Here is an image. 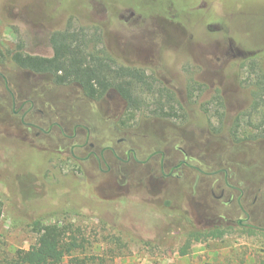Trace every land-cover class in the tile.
I'll return each instance as SVG.
<instances>
[{
    "label": "rangeland",
    "instance_id": "rangeland-1",
    "mask_svg": "<svg viewBox=\"0 0 264 264\" xmlns=\"http://www.w3.org/2000/svg\"><path fill=\"white\" fill-rule=\"evenodd\" d=\"M102 2L110 17L105 7L99 6ZM118 13L115 28L110 20L115 23ZM183 19L188 26L178 24ZM67 27H97L102 41L93 43L95 49L105 48L120 64L143 66L157 74L182 103L177 115L159 117L153 112L157 94L145 93L150 106L132 117L125 100L116 93L95 101L76 84L58 86L46 75L14 70L10 52L22 46L26 52L51 56V33ZM230 39L243 51L264 55V0H0V50L5 55L1 60L6 62L0 71L10 77L15 90L42 93L53 103L61 99L54 107L88 123L94 140L102 138L104 144H112L127 137L128 145L149 149L143 156L158 148L181 146L198 164L216 167L214 164L229 162L239 168L243 179L255 181L264 192V139L257 137L250 106L239 105L243 96L250 100L252 60L227 58L224 54L230 49ZM257 59L261 71L264 60ZM191 85L197 89L191 91ZM219 93L226 97V110L213 101ZM28 133L20 115L1 105L0 264H16L37 242L34 221L39 218L44 223L59 222L66 241L79 244L61 264H264L262 231L233 230L222 238L192 240L188 252L181 254L190 231L203 223L202 211L197 208L188 216L189 223L183 222L186 217L181 212L188 202L182 187L188 188V201L193 204L211 202L201 194L193 199L194 179L189 183L174 181L168 185V194L160 197L172 202L167 206L170 222L165 227V216L155 214L143 195L133 197L121 209L129 226L118 215L117 201L105 206V214L76 212L57 201H47L43 180L51 181L47 184L50 189L66 187L63 193L79 204L94 208L104 204L91 184L70 177L58 179L84 164L73 158L70 148L63 153L54 148L56 152L49 156L26 144L35 135ZM36 145L46 148L55 144L50 137H42ZM135 167L130 184L138 187L143 177L149 192L160 196L162 188L151 181L147 168ZM97 184L103 193V179ZM108 191L109 197L118 192L114 186Z\"/></svg>",
    "mask_w": 264,
    "mask_h": 264
},
{
    "label": "flooded vegetation",
    "instance_id": "flooded-vegetation-1",
    "mask_svg": "<svg viewBox=\"0 0 264 264\" xmlns=\"http://www.w3.org/2000/svg\"><path fill=\"white\" fill-rule=\"evenodd\" d=\"M99 6L105 7L106 13L108 14L105 2H102V4L99 3ZM120 9L118 10V12L120 11ZM125 11L130 12L131 15H134L135 13L130 9H125ZM118 17L119 13L117 14V21L115 23L111 22L110 20V23L114 25L115 28L119 20ZM126 19H129V17ZM172 23L174 24V22ZM178 24H185L186 26H188V23L186 24V21L184 19L183 21H179ZM83 28L87 29L86 27H80L72 30L81 33ZM94 28L95 29L90 28L89 30H86L90 31L91 34H96L95 41L91 42L93 48L92 50L99 51L102 54L103 52H107V55H109L113 59L114 63L119 66H131L143 70L147 75L156 78V86L165 85L166 87L171 89L175 93L176 98H178L175 90L172 87L163 84L160 78L154 72L149 73L145 67L138 65L136 66L135 64H120L115 56L111 54V52H109L107 49H95L93 43L101 42L102 34L97 27ZM209 28L210 25L209 23H207L206 29L209 30ZM66 29H70V27L58 29V31H65ZM53 32L51 33V35L53 34ZM123 33H125L124 35H126V38L129 39L128 32L125 31ZM233 45L234 42L232 39H230V49L224 54L227 56V58L229 57L230 59L233 58L240 61V58L243 57V59L252 60V62H250V65H252L253 67L249 70V72L251 73V75H253L254 78L252 89L250 90V100H248L246 96H243L239 101V105H246V107L250 106V115H254L256 117L255 122L258 132L257 137L264 139V68L261 71L260 69H258V66H260V60L257 59L260 56V59L262 58V60H264V55L260 52H246L243 51V49H241L240 47H235ZM18 50H21L30 55L53 57L54 48L53 55L51 56L26 52L24 51V48L22 46L9 53L10 60L14 63V70L19 72L25 70L27 72L36 73L39 75H46L44 73H38L33 70L20 67L13 59V55ZM2 57H5V55L0 50V66L6 64L3 59L1 60ZM258 72H261L260 76H258ZM228 76L229 78L233 77L232 74H228ZM227 80L229 79L227 78ZM52 83L55 84L54 82ZM78 86L81 88L80 85ZM195 89H197V85H191L190 90L193 91ZM152 91L157 92L156 89H153ZM149 92L150 91L147 92L145 90L140 92V98L144 101L140 110H143L150 106L151 103L144 97V94ZM110 93H116L122 99H124L118 91L112 89L107 92L104 97H106ZM157 95L160 98V95ZM223 95V93L217 94L213 101H215V103L218 104L221 109L224 107V109L226 110L227 102L226 97ZM163 97L164 98L162 99V101L163 103H165L166 107L172 106V104L167 101V96ZM157 99L156 101H153L152 104L156 107L158 105ZM2 100H4V102ZM93 100L96 101L98 99ZM60 102L61 99H58L55 101V103H53L42 93L33 95L25 90H21L18 92L12 87L10 77L3 71H0V107L1 105L11 107L13 115H20L21 124L28 129V136L33 134V132L35 134L31 140H26L27 143H24L32 146L38 151L48 152L49 156L51 153L56 152L54 148L59 149L57 150L58 153H63L67 148H70V153L72 154L73 158L84 164L75 166V170L70 171L69 174L58 177V179L62 177H70L71 179H74L79 183L87 182L91 184L95 189L98 199L102 200L104 204L99 208L91 207L89 204H79L63 193L67 192L66 187L59 188L54 186V189H50L47 184L51 181L43 180L45 184L44 199H46L47 201H57L62 207H67L68 209L75 210L76 212L86 211L87 214H90V211L105 214V206L108 203L117 201L115 203H117L116 206L118 208V215L121 217V219L123 218L128 224L126 218L121 214V209L133 197L137 195H143L145 202H147L149 205L154 206L155 214L165 216V227V225L168 226V223L170 222V219L168 218L170 210L167 206H172V202L169 198L162 199L160 197L166 196V194H168V185L174 183V181L189 183L194 179L191 189L193 199H196V196L201 194L205 198L210 197L211 202L196 201V203L193 204L191 201H188V188L186 186H183L182 188H184V190L186 191L185 200L186 202H188L186 203V206H183V211L181 212V216L186 217L183 218V222L185 221L187 223L189 220L188 216H191V212L193 211V209L197 208L199 212L202 211L203 218L201 221V223L203 222L202 225L198 226L197 229H200L203 232H210L212 230L219 229L224 233V236L233 230H244L249 232L253 230L264 232V192L262 191L261 186L259 187L255 181L243 179L238 171V167H234L229 162L219 165L214 164L216 167H208L204 164H198V161H196L197 159H195L187 149L181 146H175L174 149L158 148L148 152L146 156H143L145 151L149 149H140L133 145H128L129 140L127 137L118 139L117 143L104 144V140L102 138H97L95 140L93 139V130L88 123L77 121V118L75 116L66 114L61 109L54 107L53 104H57L58 106L60 105ZM125 102L128 111V103L126 100ZM156 107L153 112L157 116L167 117L162 115V113H160V110H156ZM178 108H182L181 102H179V104H175L174 110L171 111V116L177 115ZM136 112L132 113L129 111L132 117ZM222 115L223 112H219V121L222 120ZM235 134L236 132H234V135ZM42 137H50L55 145L46 148L37 147L36 141H38V139H41ZM66 141H70L69 144H66ZM125 144H127V146H125ZM76 150H79V153H77ZM49 156L47 157L46 162L49 159ZM138 165L146 167L151 181H155V186H160L162 188L160 196L157 195L155 197L149 192L148 188L145 187L142 183L144 179L143 177L140 178L141 184L138 187L130 184V176H132V174L134 173L133 168H136L135 166ZM36 166H38V164H36ZM37 172L40 173V171ZM99 178L103 179V193L100 190L101 188H99L97 184V180H99ZM121 179H123V182L119 183ZM113 186L117 188L118 192H114V194H112L114 195V197H109V194L107 195V193H109L108 190L112 189ZM161 201H163L164 204H161ZM72 206H74V208H71ZM63 210L66 211L64 208Z\"/></svg>",
    "mask_w": 264,
    "mask_h": 264
},
{
    "label": "trees",
    "instance_id": "trees-1",
    "mask_svg": "<svg viewBox=\"0 0 264 264\" xmlns=\"http://www.w3.org/2000/svg\"><path fill=\"white\" fill-rule=\"evenodd\" d=\"M86 30L88 29L83 28L78 33L70 28L53 32L50 39L54 48L53 57L35 56L18 50L13 59L24 69L46 74L57 85L76 83L87 97L93 99L103 98L111 89L116 90L127 101L128 111L132 113L140 110L144 103L140 98L141 91L159 94L156 110H160L164 116H171L175 104L180 102L175 93L165 85L156 86V78L143 70L119 66L107 52L102 54L92 50L91 42L95 41L96 34ZM153 89L157 92L152 91ZM163 96H167V101L172 106L166 107L162 101ZM34 226L38 234L37 242L25 251L16 264H61L69 253L79 247L76 240L66 241V232L59 222L44 223L39 218L34 221ZM190 233L186 246L180 250L181 254L188 252L192 240L224 237L219 229L203 232L196 228Z\"/></svg>",
    "mask_w": 264,
    "mask_h": 264
}]
</instances>
